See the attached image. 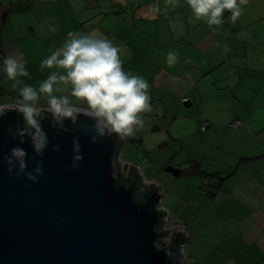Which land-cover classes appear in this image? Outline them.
<instances>
[{
  "label": "crops",
  "instance_id": "obj_1",
  "mask_svg": "<svg viewBox=\"0 0 264 264\" xmlns=\"http://www.w3.org/2000/svg\"><path fill=\"white\" fill-rule=\"evenodd\" d=\"M76 3L0 0V63L21 54L31 79H20L36 85L56 70L40 61L69 32L110 39L125 71L150 85L143 127L127 139L145 156L125 160V142L121 161L157 182L161 208L187 226L189 264H264V0H248L235 22L225 10L211 27L187 0ZM169 51L179 53L172 66ZM11 83L0 76V104L17 98Z\"/></svg>",
  "mask_w": 264,
  "mask_h": 264
},
{
  "label": "water",
  "instance_id": "obj_2",
  "mask_svg": "<svg viewBox=\"0 0 264 264\" xmlns=\"http://www.w3.org/2000/svg\"><path fill=\"white\" fill-rule=\"evenodd\" d=\"M20 123L15 112L0 119V264H182L188 235L163 229L160 187L148 184L138 166L120 162L125 138L113 134L93 143L85 117L65 120L63 130L44 118L49 143L41 157L29 137L21 143L8 135ZM76 136L84 160L71 170ZM17 145L28 153L29 170L43 161L39 183L9 173L4 157ZM133 170L142 177L145 202L136 198L137 183L118 184ZM167 170L181 173L172 165Z\"/></svg>",
  "mask_w": 264,
  "mask_h": 264
},
{
  "label": "clouds",
  "instance_id": "obj_3",
  "mask_svg": "<svg viewBox=\"0 0 264 264\" xmlns=\"http://www.w3.org/2000/svg\"><path fill=\"white\" fill-rule=\"evenodd\" d=\"M247 2L187 0L195 20L204 19L210 27L223 23L225 10L235 22L242 14L241 6ZM72 4L77 10L82 6L76 0H72ZM192 22L190 17L189 23ZM49 30L55 31V28L49 25ZM120 51L110 39L95 33L69 32L65 43L40 61L41 71L56 70L36 85L20 79H31L22 55L8 52L0 63V76L12 81L11 88L17 90L18 96L11 104H0V119L12 112L22 117V123L15 130L8 128V135L13 139L19 137L21 143L25 136L29 137L35 154L41 157L49 143L42 127L44 118H49L57 130H63L65 120L76 124L81 116L85 117L92 123L93 143L113 134L120 138L133 135L137 127H143L140 114L150 109V85L140 74L125 71ZM178 56V52L169 51L168 65H174ZM79 139V136L73 139L71 170L78 169L84 160ZM53 151H60L59 144L53 146ZM4 159L9 173L15 171L17 177L24 175L39 183V176L43 174L42 160H36L35 168L29 170L28 153L19 145L11 148Z\"/></svg>",
  "mask_w": 264,
  "mask_h": 264
},
{
  "label": "built area",
  "instance_id": "obj_4",
  "mask_svg": "<svg viewBox=\"0 0 264 264\" xmlns=\"http://www.w3.org/2000/svg\"><path fill=\"white\" fill-rule=\"evenodd\" d=\"M44 1H49V0H44ZM50 1H56V0H50ZM233 125H235V126H237V127H239V126H241V122L240 121H238V122H234V124ZM210 126V124L209 123H204V125H203V130L204 131H206L207 130V128ZM122 154H121V156H120V162H121V164L123 165V163H122ZM130 165V164H129ZM141 171V170H140ZM142 173V172H141ZM143 174V173H142ZM146 182L148 183V184H154L156 187H160L158 184H157V182H154V181H147L146 180ZM205 183H206V185H208L209 184V179H207L206 181H205ZM162 194V193H161ZM161 204H162V200L160 201V205H159V209L160 210H162L163 208H161ZM164 210H166V209H164ZM166 212H167V214H166V216L164 217V219H165V225L163 226V229H167V230H169V231H172V232H174V231H177V232H184V233H187V226L184 224V223H180V222H177V221H175V220H173V219H171L170 218V216H169V212L166 210ZM165 241L166 242H168V239H165ZM183 257H182V264H184L185 263V260H187L186 259V254H185V246H184V248H183Z\"/></svg>",
  "mask_w": 264,
  "mask_h": 264
},
{
  "label": "trees",
  "instance_id": "obj_5",
  "mask_svg": "<svg viewBox=\"0 0 264 264\" xmlns=\"http://www.w3.org/2000/svg\"><path fill=\"white\" fill-rule=\"evenodd\" d=\"M193 170L194 171H198V167L197 165L193 166ZM209 179V178H208ZM130 182H135L137 183L138 186V191L136 193V198L141 201V202H145V200L142 198L141 195V191L139 189H141V187L143 186V181H142V177L138 174V172H136L135 170L131 171L128 177H122L120 176L118 184L120 185H124V184H128ZM148 191H153L152 188L148 187L147 189ZM182 240V239H181Z\"/></svg>",
  "mask_w": 264,
  "mask_h": 264
},
{
  "label": "rangeland",
  "instance_id": "obj_6",
  "mask_svg": "<svg viewBox=\"0 0 264 264\" xmlns=\"http://www.w3.org/2000/svg\"><path fill=\"white\" fill-rule=\"evenodd\" d=\"M127 139H128V137H125L126 146L124 149V151H125L124 159L129 160V161H133L135 163H142L145 155L142 154L141 152L136 151V147H135L134 143L132 141H129V140L127 141ZM121 173L124 174V171H121ZM184 264H189V260H185Z\"/></svg>",
  "mask_w": 264,
  "mask_h": 264
}]
</instances>
